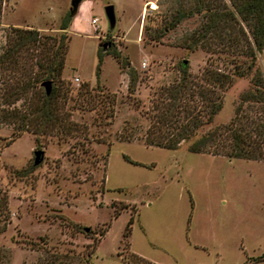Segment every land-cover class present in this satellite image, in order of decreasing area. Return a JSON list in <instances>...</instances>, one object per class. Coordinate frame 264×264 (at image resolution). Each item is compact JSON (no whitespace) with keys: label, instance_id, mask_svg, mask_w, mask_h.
Masks as SVG:
<instances>
[{"label":"rangeland","instance_id":"obj_1","mask_svg":"<svg viewBox=\"0 0 264 264\" xmlns=\"http://www.w3.org/2000/svg\"><path fill=\"white\" fill-rule=\"evenodd\" d=\"M194 2L79 0L73 6L71 0L2 1L0 52L11 26L48 36L43 50L35 46L31 51L33 71L38 70L36 59L43 55L46 60L63 32L61 16L72 13L64 30L67 46L56 98L66 125L74 122L79 128L76 135L55 131L36 141L31 130L14 136L13 124L0 123V264H37L51 252H68L78 264H86L87 254L92 264H133L131 252L143 258L138 264H264V160L187 149L194 136L230 121L240 94L252 85L250 76H233L211 121L175 149L143 141L152 130L154 106L166 105L168 88L180 78V62L191 76H199L208 66L231 72L234 62L249 60L183 46L201 14L171 28L166 24L180 4L188 9ZM107 4L114 10L113 27L105 15ZM254 66L264 75V49ZM132 72L136 81L130 90ZM44 80L50 81L49 92L37 81L15 105L28 111V102L58 85ZM100 92L114 94L110 118ZM184 97L180 103L196 111V101ZM180 109L185 122L186 111ZM248 109L259 112L255 105ZM124 128L131 131L130 140L120 138ZM37 149L42 154L35 163ZM116 208L121 210L114 215Z\"/></svg>","mask_w":264,"mask_h":264},{"label":"trees","instance_id":"obj_2","mask_svg":"<svg viewBox=\"0 0 264 264\" xmlns=\"http://www.w3.org/2000/svg\"><path fill=\"white\" fill-rule=\"evenodd\" d=\"M2 1L0 0V8ZM194 1L188 9H184L180 4L175 9L171 21L166 24L167 28H171L187 16L201 14L199 25L185 37L182 41L183 46L188 49L200 47L206 51L237 53L249 60L234 62L231 72L208 66L199 76H191L185 62H180V78L168 88L170 95L167 97L166 105L154 106L155 114L151 118L149 127L152 130L149 135L147 132L143 141L147 145L175 149L180 141L193 137L200 124L211 121L221 107V92L232 84L233 76L249 75L252 85L240 94V101L230 121L194 136L188 143L187 149L193 152L224 154L229 158L264 160V75L258 66H254L258 54L264 49V0ZM71 16L70 11L61 16L58 27L63 32L59 35L52 53L45 55L46 60L43 55L39 56H42L40 59H36L37 71H33L28 58L32 57L31 51L35 46H40L43 50L46 44L45 38L48 36L39 34L35 29L15 26H11L5 34V45L0 52V123L13 124L14 136L23 130H31L37 141L38 136L44 133L53 134L56 131L59 135L68 136L78 131L79 125L74 122L66 125L63 121L56 98L57 92L61 89L60 73L67 46L64 30L70 23ZM111 53L116 58L119 57L117 51L113 50ZM101 59L102 53L98 51L97 71ZM242 63H245V66ZM41 66L42 69L39 70ZM49 78L58 82V85L56 84L49 94L42 95L41 99L28 102V111H23L15 105L18 99H26L29 88L32 89L35 82H44V79ZM135 81L136 76L132 72L128 83L130 90L133 89ZM82 86L87 90L86 83ZM216 88L221 91L217 92ZM187 90L189 92H186ZM185 95L189 96L190 100L196 101L192 105L193 109H197L196 111L190 112L187 110V104L180 103L179 100L183 102ZM99 97L107 102V115L109 118L112 117L114 94L100 92ZM199 100L204 102L203 107L197 105ZM254 105L256 110H259L255 115L248 109ZM180 108L186 111H183V116H187L185 122H182L178 115L181 112ZM174 114L175 117L172 118ZM131 135V131L125 132L124 128L120 138L130 140ZM121 208H116L114 215H117ZM132 221L131 215L124 236L129 234ZM89 255H86L84 261L86 264H92ZM71 258L72 255L68 252L62 254L51 252L37 264H78L72 262ZM129 260L133 264H138L143 258L131 252Z\"/></svg>","mask_w":264,"mask_h":264},{"label":"water","instance_id":"obj_3","mask_svg":"<svg viewBox=\"0 0 264 264\" xmlns=\"http://www.w3.org/2000/svg\"><path fill=\"white\" fill-rule=\"evenodd\" d=\"M79 0H71V5L75 6L78 3ZM105 15L108 19L109 25L110 27H113V25L115 24V14H114V10L111 4H107L105 6ZM43 85L45 86V90L46 92H49L50 90V81L49 80H45L43 82ZM41 154H42V150H34V162H38L41 159Z\"/></svg>","mask_w":264,"mask_h":264},{"label":"built area","instance_id":"obj_4","mask_svg":"<svg viewBox=\"0 0 264 264\" xmlns=\"http://www.w3.org/2000/svg\"><path fill=\"white\" fill-rule=\"evenodd\" d=\"M75 79H77V77H75Z\"/></svg>","mask_w":264,"mask_h":264}]
</instances>
